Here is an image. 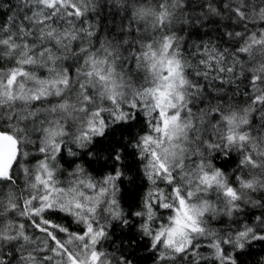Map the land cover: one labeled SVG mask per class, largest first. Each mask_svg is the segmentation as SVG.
I'll return each mask as SVG.
<instances>
[{
    "label": "clouds",
    "instance_id": "obj_1",
    "mask_svg": "<svg viewBox=\"0 0 264 264\" xmlns=\"http://www.w3.org/2000/svg\"><path fill=\"white\" fill-rule=\"evenodd\" d=\"M0 264H264V0H0Z\"/></svg>",
    "mask_w": 264,
    "mask_h": 264
},
{
    "label": "trees",
    "instance_id": "obj_2",
    "mask_svg": "<svg viewBox=\"0 0 264 264\" xmlns=\"http://www.w3.org/2000/svg\"><path fill=\"white\" fill-rule=\"evenodd\" d=\"M130 201H133L134 200V196L133 197H129Z\"/></svg>",
    "mask_w": 264,
    "mask_h": 264
}]
</instances>
